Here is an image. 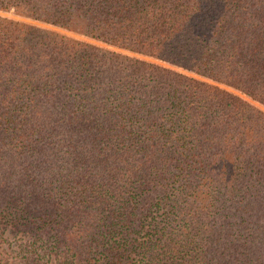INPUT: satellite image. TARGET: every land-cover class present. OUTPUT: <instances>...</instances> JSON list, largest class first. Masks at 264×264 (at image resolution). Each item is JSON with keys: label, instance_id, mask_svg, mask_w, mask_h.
<instances>
[{"label": "trees", "instance_id": "obj_1", "mask_svg": "<svg viewBox=\"0 0 264 264\" xmlns=\"http://www.w3.org/2000/svg\"><path fill=\"white\" fill-rule=\"evenodd\" d=\"M0 10L2 264H264V0Z\"/></svg>", "mask_w": 264, "mask_h": 264}, {"label": "rangeland", "instance_id": "obj_2", "mask_svg": "<svg viewBox=\"0 0 264 264\" xmlns=\"http://www.w3.org/2000/svg\"><path fill=\"white\" fill-rule=\"evenodd\" d=\"M0 15H1V16H4V17L11 18V19H17V20H22V21L31 22V23H34V24H37V25H39V26L46 27V28L57 29V30L63 31V32L69 34V35H72V36H74V37H76V38H80V39H83V40H87V41H90V42H92V43H96L97 45L104 46V47H107V48H110V49H114V50H117V51H120V52H123V53L129 54V55L137 56V55H135V54H133V53H131V52H128V51H126V50H121V49H117V48H114V47H110V46H108V45H106V44H104V43H101V42H99V41H95V40H92V39H89V38H86V37H83V36H80V35H76V34H73V33H70V32H66V31H64V30H61V29H59V28H56V27H54V26H51V25H48V24H45V23H41V22H38V21H33V20H30V19H27V18H24V17L18 16V15H16V14H14V12H13L12 10H10V11H2V10H0ZM146 59H148L149 61H155V62H158V63H160V64H162V65H165V66H169V65L166 64V63H162V62L156 61V60H154V59H150V58H146ZM173 68H174V67H173ZM176 69H178V68H176ZM178 70H180V69H178ZM181 71H182V70H181ZM182 72H183V71H182ZM185 73H186V72H185ZM187 74H188V73H187ZM234 92L240 94V93L237 92V91H234ZM245 98H246L247 100H249L251 103H253L254 105H256V106H258V107L264 109V107L261 106L260 104H258L257 102H254V101L250 100V99L247 98V97H245ZM19 242H20V241H18V242H14V243L18 244ZM14 254H15V253H11V254H10V257H11L12 255H14ZM9 259H10V258H9ZM8 261L10 262V260H8ZM9 262H7V263L9 264ZM11 262H12V261H11ZM0 263L2 264V262H0ZM5 263H6L5 260H3V264H5Z\"/></svg>", "mask_w": 264, "mask_h": 264}]
</instances>
